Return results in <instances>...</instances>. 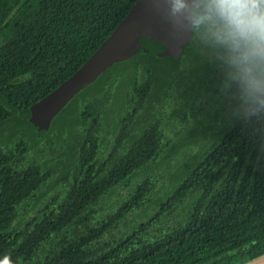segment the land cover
I'll return each instance as SVG.
<instances>
[{"label":"trees","instance_id":"obj_1","mask_svg":"<svg viewBox=\"0 0 264 264\" xmlns=\"http://www.w3.org/2000/svg\"><path fill=\"white\" fill-rule=\"evenodd\" d=\"M136 1L0 0V264H244L264 254V115L237 109L195 31L179 58L135 55L62 110L47 100ZM32 111L54 116L42 138ZM166 163L168 184L145 177L107 203L139 170ZM58 171L65 189L44 198Z\"/></svg>","mask_w":264,"mask_h":264},{"label":"clouds","instance_id":"obj_2","mask_svg":"<svg viewBox=\"0 0 264 264\" xmlns=\"http://www.w3.org/2000/svg\"><path fill=\"white\" fill-rule=\"evenodd\" d=\"M175 32L194 30L223 72L237 109L264 115V0H166Z\"/></svg>","mask_w":264,"mask_h":264},{"label":"water","instance_id":"obj_3","mask_svg":"<svg viewBox=\"0 0 264 264\" xmlns=\"http://www.w3.org/2000/svg\"><path fill=\"white\" fill-rule=\"evenodd\" d=\"M193 32L174 31L167 17L166 0H137L111 35L47 100L55 109L62 110L110 66L135 55L153 52L160 58H179ZM45 102V99L40 101ZM29 119L42 138L50 130L54 116L32 111ZM244 264H264V254Z\"/></svg>","mask_w":264,"mask_h":264},{"label":"rangeland","instance_id":"obj_4","mask_svg":"<svg viewBox=\"0 0 264 264\" xmlns=\"http://www.w3.org/2000/svg\"><path fill=\"white\" fill-rule=\"evenodd\" d=\"M0 43H1V39H0ZM190 121V120H189ZM20 129L18 127H14L11 134L14 136V140H16L17 138H19L23 133L21 131H19ZM169 130L171 131V128L169 127ZM172 133V132H171ZM12 146V144H11ZM13 147V146H12ZM14 148V147H13ZM38 156L37 153L34 151L30 152L29 155H27L26 159L28 161L34 160L36 161V159L38 160ZM171 161H174L173 157H170V159H168ZM151 167H154L153 165ZM174 168L171 166L169 167L168 164H163V165H158L156 168L154 167V169H148L147 172H149L147 175L146 173H144V170H139L136 174L135 177L132 178L131 181L128 182L127 186L121 185L119 187L116 188L117 193L115 195H113L110 199L106 200L107 203L112 202L113 204H115L119 198V196H126L128 194V192L130 191V189H133L137 186V184L142 181V179H145V177L149 178L153 183L157 184V186H160V184H168L169 183V179L171 177V173H173ZM61 172L58 171V176L62 177L60 182H57V178L55 179L57 183H52L49 187H47L46 185L43 186V192H44V198L48 197V196H53L56 195L57 192L56 190H60L62 191L63 187L65 189V185H66V180L68 178L67 175L61 176ZM57 176V174L54 175V177ZM62 183H63V187H62ZM153 199V196L151 197ZM33 201L31 200L30 203H32ZM43 202V201H42ZM114 207V206H112ZM157 208V206L152 205L150 207V209L148 210V213L151 215L155 212V209ZM112 209V208H111ZM110 209V210H111ZM31 210L30 214L33 215L35 213V210H37L36 208L33 209H29ZM142 214V215H141ZM143 216V212L142 210H137L136 213H133L132 215H130V218L133 220L134 223H136L137 221L141 220Z\"/></svg>","mask_w":264,"mask_h":264}]
</instances>
